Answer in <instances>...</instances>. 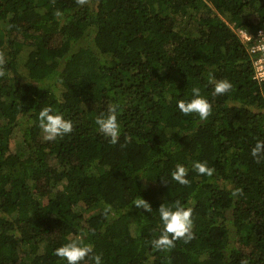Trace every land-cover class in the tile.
I'll list each match as a JSON object with an SVG mask.
<instances>
[{
  "label": "trees",
  "instance_id": "16d2710c",
  "mask_svg": "<svg viewBox=\"0 0 264 264\" xmlns=\"http://www.w3.org/2000/svg\"><path fill=\"white\" fill-rule=\"evenodd\" d=\"M94 2L0 0V264H67L55 249L76 239L101 264H264V158L251 155L264 81L236 34L264 29V0ZM222 79L232 90L213 96ZM193 87L212 105L207 121L177 107ZM112 105L116 145L95 123ZM44 107L72 133L45 141ZM177 165L188 185L172 179ZM176 201L193 210L194 238L156 250L158 208Z\"/></svg>",
  "mask_w": 264,
  "mask_h": 264
},
{
  "label": "clouds",
  "instance_id": "9594fccd",
  "mask_svg": "<svg viewBox=\"0 0 264 264\" xmlns=\"http://www.w3.org/2000/svg\"><path fill=\"white\" fill-rule=\"evenodd\" d=\"M80 6L90 4L91 0H76ZM55 17L62 18L63 13L57 10L54 13ZM6 59L5 54L0 51V77L5 75ZM233 85L226 79L215 82L213 96L224 95L230 92ZM193 98L190 101L183 99L178 100L177 107L179 111L185 116L195 114L201 122L207 121L212 114L211 103L200 95V89L193 87ZM118 105H112L107 114L97 116L95 123L98 126V131L106 138L112 145L119 143L121 135V126L117 116ZM39 128L43 134L45 141H55L57 138H63L65 135L72 133L73 123L71 120L65 119L62 114H53L51 107H44L38 114ZM252 157L259 163L264 158V141H257L255 146L251 149ZM194 170L199 175L211 177L214 172V167H209L206 162H195L193 164ZM188 170L183 165H177L175 170L171 173L172 179L181 185H188L187 177ZM241 189H235L232 192L233 196L241 194ZM133 205L143 209L146 212H151L150 204L144 199L140 198L133 201ZM110 206L106 207L105 214L110 211ZM160 219L163 224V231L153 241L152 246L159 251H170L176 246L177 240H182L184 243L190 242L194 238L193 233V219L192 208H185L180 201H176L174 206L161 204L158 208ZM54 254L67 261V264H81L85 259H90L93 264H101L102 258L99 254L94 253L91 244H85L83 240H72L57 249Z\"/></svg>",
  "mask_w": 264,
  "mask_h": 264
},
{
  "label": "built area",
  "instance_id": "2783aa9c",
  "mask_svg": "<svg viewBox=\"0 0 264 264\" xmlns=\"http://www.w3.org/2000/svg\"><path fill=\"white\" fill-rule=\"evenodd\" d=\"M236 34L244 44L247 53L250 55L253 79L257 82L264 81V29L256 28L252 31H248L244 28H240L236 31Z\"/></svg>",
  "mask_w": 264,
  "mask_h": 264
},
{
  "label": "rangeland",
  "instance_id": "374dc122",
  "mask_svg": "<svg viewBox=\"0 0 264 264\" xmlns=\"http://www.w3.org/2000/svg\"><path fill=\"white\" fill-rule=\"evenodd\" d=\"M94 3H95L94 0H92V1H91V4L94 5Z\"/></svg>",
  "mask_w": 264,
  "mask_h": 264
}]
</instances>
